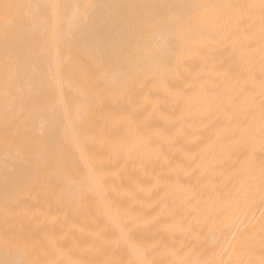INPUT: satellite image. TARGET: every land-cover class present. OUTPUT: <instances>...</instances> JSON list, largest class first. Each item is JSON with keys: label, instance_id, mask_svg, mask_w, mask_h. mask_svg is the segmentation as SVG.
<instances>
[{"label": "snow or ice", "instance_id": "snow-or-ice-1", "mask_svg": "<svg viewBox=\"0 0 264 264\" xmlns=\"http://www.w3.org/2000/svg\"><path fill=\"white\" fill-rule=\"evenodd\" d=\"M101 24L106 35L97 34ZM72 39L85 43L78 71L66 75L59 45ZM194 57L202 66L185 74ZM170 73L185 86L172 87ZM110 99L123 107L99 114ZM154 117L163 125L153 129ZM59 137H70L78 154L71 164L54 157ZM206 139L220 159L198 150ZM133 156L146 175L145 157L163 161L146 182L133 178L129 196L152 201L148 223L160 225L168 213L157 234L185 233L180 247L135 231L142 220L135 207L115 214L123 222L118 235L108 229L110 186L124 175L112 161ZM33 173L55 212L37 207ZM0 180V264H264V211L259 229L231 241L209 229L257 198L264 209V0H0ZM169 186L185 193L183 211L166 197L152 199ZM88 192L105 203L108 218L78 228L82 238L66 248L72 229L60 237L54 226ZM206 232L214 258H183L207 242ZM113 250L131 258H105Z\"/></svg>", "mask_w": 264, "mask_h": 264}, {"label": "bare ground", "instance_id": "bare-ground-1", "mask_svg": "<svg viewBox=\"0 0 264 264\" xmlns=\"http://www.w3.org/2000/svg\"><path fill=\"white\" fill-rule=\"evenodd\" d=\"M98 3H107V2H125V0H97ZM109 26L106 24H101L97 34H107L109 31ZM90 42V40H89ZM84 39H72L69 41H64L59 45V49L61 52V58L64 62V73L74 74L78 71L75 67V58L78 55H81V49L84 45ZM55 54V49H54ZM217 58H223V55L220 52L214 53ZM202 66L201 60L199 57L188 58L186 65V73L194 72L199 70ZM168 80L170 85L174 88H179L181 86H185L183 81L175 74L170 73L168 75ZM151 87V85H149ZM59 94L58 85H54L52 89V95L55 97ZM194 102L203 105L205 101L200 98H194ZM123 107V102L118 101L117 99H110L106 102V106L102 107L99 114L107 115V109L110 108L113 111H119ZM70 111V109H69ZM153 129L156 127L162 126L163 122L160 121L159 117H154L152 119ZM205 137H210L211 132H205ZM199 151L205 153L209 156V158H221V153L219 147L215 144L213 139H206L205 142L199 145ZM54 157L59 159H65L69 164H71V160L75 158L78 154L76 153L74 147L70 142V137L65 139L63 137H59L53 148ZM143 155V154H141ZM235 159V157H233ZM145 163L147 164L148 173L145 174L144 168L141 166L140 160L133 156L132 158H123L119 161L113 159L112 165L118 167L119 169L124 170V175L117 177L115 179V184L110 186V200L109 204L112 205L111 212L113 213L115 219L112 221H108V229L111 232L119 234V229L123 226V222L119 216H116V213H123L126 209L135 207L137 209V215L142 217L139 225L131 226L135 231H137L141 236L145 238L155 237L156 239H160L161 237L167 240L170 244H175L177 247H180L183 243L189 239L185 233L181 231L175 232H159L157 234L158 228H163L165 226V222L167 221L168 213H165L162 217V222L160 225H153L148 223L151 220L152 216L155 215L151 208V200L143 197L141 195V199L144 200V203H139L136 200L130 199L129 193L134 191L133 178L147 181L148 178L152 175L153 169L156 172L160 170V164L163 161L156 162L154 158L149 160L148 157H145ZM30 183L36 186L35 195L37 196V207L42 208L45 211L55 212V205L53 204L51 208H49V204L45 203L44 192L40 187V175L39 173H33ZM192 184L196 183L195 178H192L190 181ZM147 186V185H146ZM5 191V186L0 180V213L3 212V195ZM166 197L167 203L172 210L177 212L183 211V202L185 200V193L174 186H169L167 189L162 190L159 193V197H153L152 199ZM67 213V221L63 219L64 212H61V222L54 226V231L60 237H64L65 233L69 232V229H72V233L69 237L63 240L65 247H72L74 240L76 238H82V235L77 229L80 227H84L88 230H93L96 228V223L100 219L107 220L109 215V209L105 207V203L99 198V196L95 192H88L81 195V197L75 201H70L68 207L64 210ZM264 209H261L257 202L254 206L248 207L244 204H241L238 209H235L233 214L230 216L222 218V221H218L215 225H209V229L216 231L221 234L222 241H231L234 236L243 233L246 228L255 225L257 229H259L261 222V212ZM26 228H36L35 224L25 225ZM48 227L51 229L52 225L49 224ZM207 238V242L201 246L200 242H196V247L199 248L198 252L193 253L192 248H188L183 258L190 259H211L213 257L212 249L216 247V245L211 240L210 233L206 232L205 234ZM225 246H227L225 244ZM89 259L96 258L95 256L89 254L87 257ZM107 259H112L116 261L127 260L131 258L128 254L123 253L119 250H113L108 253L105 257ZM216 259H220L219 256H215ZM225 260L228 257H223ZM256 259H259L257 256Z\"/></svg>", "mask_w": 264, "mask_h": 264}]
</instances>
